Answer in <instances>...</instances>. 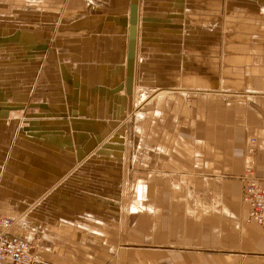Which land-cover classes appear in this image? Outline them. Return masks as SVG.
Wrapping results in <instances>:
<instances>
[{"label": "crops", "instance_id": "0c3cea01", "mask_svg": "<svg viewBox=\"0 0 264 264\" xmlns=\"http://www.w3.org/2000/svg\"><path fill=\"white\" fill-rule=\"evenodd\" d=\"M226 6L233 11H224V21L228 17L232 25L225 23L218 35L217 78L211 82L216 86L208 85L209 75H186L179 88L187 92L180 130H170L152 148L138 145L144 157L128 160L126 180L135 186L127 192L115 254L113 239L93 237L96 212L83 211L81 196L71 200L63 191L58 206L50 207L51 191L66 175V89L87 84L121 92L126 123L136 99L155 88L138 84L139 78L156 79L163 64L147 63L146 52L171 51L180 36L151 28L150 17L160 13L145 0H0V216L13 219L9 232L32 244L34 264H264V229L246 219L240 202L247 136L262 145L252 156V173L264 192V0H224ZM131 62L130 101L124 104L123 77L127 72L129 80ZM29 99L39 104L41 113L35 106L30 110L39 118L31 120L29 111L18 108L9 113L30 122L16 137L29 143L19 155L18 147H9L10 127L2 121L9 104L27 107ZM96 150L90 147L84 157ZM53 216L60 220L50 222ZM70 216L79 218L84 237Z\"/></svg>", "mask_w": 264, "mask_h": 264}, {"label": "rangeland", "instance_id": "374dc122", "mask_svg": "<svg viewBox=\"0 0 264 264\" xmlns=\"http://www.w3.org/2000/svg\"><path fill=\"white\" fill-rule=\"evenodd\" d=\"M184 2L185 4L183 5V1L181 0H173L170 3L167 0H163V4L159 5L154 4V0H145V3H147L152 11L160 13L158 16L150 17L152 19L149 22L155 23L151 25V28L158 29L162 34L174 33L179 35L180 38H178L177 46L172 45L174 51L171 50L165 53V51L153 52L152 50L146 52L147 55L144 58L147 63L157 61L163 63L162 66H158L160 72L158 71L156 74L157 78L163 80L148 77L139 78L138 84L155 86V88L154 91L149 92L144 100L132 104V110L126 123L124 121L126 106L124 105L121 111L117 99L119 96L121 97V92L117 93L118 91L113 90V88H95L87 84L81 90H70L68 87L66 89L67 117L65 114L66 130H64L68 139L66 141L67 153L64 173L66 175L61 180V185L59 183L51 191L55 194V201L53 204L50 202V207L58 206L57 195H61L63 191L71 200L78 199L81 196L83 211L91 209V211L96 212L95 217L92 218H96L95 222L97 225L96 233L93 234V237L103 242L106 239H113L115 254L121 242V224L124 210L128 203L127 192H133V189L130 188H134L135 186L128 184L126 180V176L129 175V171H127L129 158L132 157L133 160H136L137 157L138 159L139 157L143 158V153H137L138 149L136 147L138 145L152 148L154 142L159 143L161 138H164V135L170 134V130L180 128V124L183 121H180L178 124L177 121L181 118L179 115H185L186 109L183 102L184 96H187V92L181 94L179 90L183 88L181 84H185L186 75H209L211 81L208 85L210 87L216 86V84L211 82H214V79L217 78L219 56L218 35L224 33L225 23L227 28L228 25L229 27L232 25L228 17L226 22L224 21V11L232 13L233 9H227V6L224 9V0H184ZM183 6L185 14L182 17ZM170 19H176L177 21L169 23ZM226 30L228 32V29ZM180 41L181 46L179 45ZM167 53L171 56L166 57L164 54ZM159 54L164 56L157 58L158 56L160 57ZM166 63L168 64L165 65ZM132 73L133 64L131 62L129 80H127V72H124L123 77L124 90L122 91V97L124 104L126 99H128V102L130 101ZM134 80L136 81L135 73ZM169 80H173L175 84L173 85ZM165 88H173L174 90L164 95L156 94V89ZM185 89L187 90V88ZM211 95L214 96L213 94ZM144 97L145 95L143 94L142 98ZM94 98H96V104L94 103ZM91 100L92 105H90ZM10 101L8 99V102ZM76 102L79 103L73 104ZM25 103L9 104L2 121L3 125L10 127L9 135L11 137L9 139V147L13 148L14 145L18 147V151H20L19 155L26 154L23 150H27V146L25 145L29 143H25L23 139V142L19 141L16 137L19 135L21 139L22 133H25V130L27 131V126H30V122L24 123L19 119H13L9 114L12 111L10 109L18 108L20 112L25 110L24 113H28L29 111L28 115L31 116V120L39 118V116H34L35 112H30L33 106L37 108L36 112H42L39 109V104H33L35 101L32 102L29 99L27 107ZM61 125L63 123H60ZM60 130V133H54L61 134L62 129ZM160 130L162 134L159 135ZM75 131L78 134L74 138L73 134ZM124 135L125 153L122 158L121 152L123 149L121 148L123 147ZM71 140L73 143H70ZM16 142H18V146H16ZM22 143L24 145H20ZM77 145H79V150H77ZM94 145H97V150L91 156L84 157L88 153L89 148ZM74 147H76V152L73 150ZM28 155H30V152ZM145 155L146 161L151 160L153 156L152 149L148 153H145ZM149 157L151 159H148ZM75 162H78L77 165H75ZM12 163L17 164V160L12 161ZM139 171L142 170H137V172L136 170H130V173L137 175ZM122 188L123 196L120 194ZM1 215L3 216H0V218H6L7 216L5 214ZM92 216H94L93 213ZM59 217L50 218V222L60 220ZM82 218L86 217L82 216ZM70 219H72V224H75V221H77V218L73 216H70ZM78 221L77 225L73 227L77 229V235H81L82 232L77 227ZM32 259V257L29 258V260Z\"/></svg>", "mask_w": 264, "mask_h": 264}, {"label": "built area", "instance_id": "2783aa9c", "mask_svg": "<svg viewBox=\"0 0 264 264\" xmlns=\"http://www.w3.org/2000/svg\"><path fill=\"white\" fill-rule=\"evenodd\" d=\"M244 147L245 172L240 177V202L247 208L246 219L264 229V192L258 178L252 173V156L262 145L257 144L254 137L247 136ZM12 224L11 218H0V264H30L33 246L25 238L9 233Z\"/></svg>", "mask_w": 264, "mask_h": 264}, {"label": "bare ground", "instance_id": "6f19581e", "mask_svg": "<svg viewBox=\"0 0 264 264\" xmlns=\"http://www.w3.org/2000/svg\"><path fill=\"white\" fill-rule=\"evenodd\" d=\"M140 101H142V96H140L139 98H138V100L136 99V102L135 103H137V102H140ZM135 110V109H134ZM128 117V116H127ZM12 221H13V219H12ZM13 223H14V221H13ZM13 225V224H12ZM10 233V232H9ZM31 257L33 258L32 259V261H31V263L30 264H34L35 262H36V258L34 257V255H33V251H32V253H31Z\"/></svg>", "mask_w": 264, "mask_h": 264}]
</instances>
